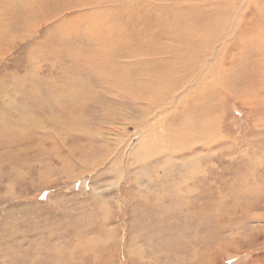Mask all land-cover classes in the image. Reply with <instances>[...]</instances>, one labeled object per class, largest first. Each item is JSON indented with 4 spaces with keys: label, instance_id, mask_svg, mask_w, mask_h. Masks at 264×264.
Instances as JSON below:
<instances>
[{
    "label": "rangeland",
    "instance_id": "374dc122",
    "mask_svg": "<svg viewBox=\"0 0 264 264\" xmlns=\"http://www.w3.org/2000/svg\"><path fill=\"white\" fill-rule=\"evenodd\" d=\"M0 264H264V0H0Z\"/></svg>",
    "mask_w": 264,
    "mask_h": 264
}]
</instances>
